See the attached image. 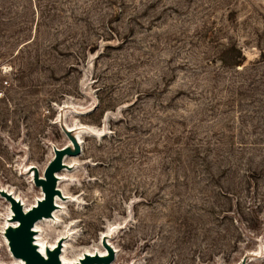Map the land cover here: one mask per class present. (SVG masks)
I'll list each match as a JSON object with an SVG mask.
<instances>
[{"label": "rangeland", "instance_id": "obj_1", "mask_svg": "<svg viewBox=\"0 0 264 264\" xmlns=\"http://www.w3.org/2000/svg\"><path fill=\"white\" fill-rule=\"evenodd\" d=\"M65 124L91 130L47 243L264 264V0H0V187L34 204L25 168L72 146Z\"/></svg>", "mask_w": 264, "mask_h": 264}, {"label": "water", "instance_id": "obj_2", "mask_svg": "<svg viewBox=\"0 0 264 264\" xmlns=\"http://www.w3.org/2000/svg\"><path fill=\"white\" fill-rule=\"evenodd\" d=\"M73 148L74 149L72 150L69 146H65L56 149L54 151L53 159L43 171L44 180H40L38 176L35 177V185L42 184L44 199L31 210L23 212L20 203H18L10 194L4 195V192L0 191V194L2 196L4 195L5 198L11 202V208L14 212L12 219L18 221L15 229H6V235L10 240V249L15 256L23 258L27 264H55L59 260V244L53 251L49 252L48 258H44L36 247L33 246L31 240V227L38 218L47 216L51 213L54 205L53 199L56 194V178L54 177V172L60 171L63 168L62 159L64 155H76L79 153L78 144L73 145ZM112 257L113 252L109 248V254L107 257L85 255L80 264H93L95 262L109 263Z\"/></svg>", "mask_w": 264, "mask_h": 264}, {"label": "bare ground", "instance_id": "obj_3", "mask_svg": "<svg viewBox=\"0 0 264 264\" xmlns=\"http://www.w3.org/2000/svg\"><path fill=\"white\" fill-rule=\"evenodd\" d=\"M67 128L71 132V137H72L71 138L72 146L71 145H67V146H69L72 150L74 149L73 145L79 144V142H80V134L84 133V132H87V131L89 132L91 130V128L89 126L80 125V124L79 125H74V126H67ZM63 147H65V146H63ZM60 148H62V147H60ZM60 148H58L56 146H54L52 148V151H53L52 158L48 161V163L53 159L54 151L56 149H60ZM67 158H68V156L64 155V157L62 159L63 168L70 166L69 165V163H70L69 160H71L72 158L70 157L71 159H69V160ZM48 163L46 164V166L48 165ZM44 169H43V171H44ZM62 169L60 171L54 172V177L56 178V194H55L54 199H53L54 205H53V209H52L51 213L49 215H47V216H42V217L38 218L33 223L32 227H31V240H32L33 246L36 247V249L43 255L44 258H48L49 252L53 251L54 248H56V246L59 244L58 245V248L60 247V252H59V255H58V259L59 260L55 264H80L81 260L84 258L85 255L107 257L108 254H109V248L106 247V246L103 249V252L99 251L98 253H96L94 251V249H92V250L85 249L81 253V255L78 256L77 258L74 257V256H71L70 253L67 252V248L65 247L66 245L65 244L61 245L60 244L62 238H60L59 240L57 239L58 237H62V235L61 236L60 235L57 236L56 239L58 241L55 239L54 241H51L50 243H47L48 241L46 240V233L43 232V230H44L43 229L44 226H42L43 221L50 222V221L56 220V218L58 216L60 217V214L57 211V210L60 209V206H59L60 205V201L59 200H62V199L65 198L63 189H62V187H60L61 185L59 184V186H58V183L62 179L61 176H58V173L61 172ZM25 171H26V173H30L31 172L29 176L32 178L31 180H32V182H34V184H35V177L36 176H38L40 178V180H44L43 171H42V174L40 175V173L37 172L36 167L34 165L26 166ZM37 186L41 189L42 194H41V197H39L37 199V201L34 204H31V205H26L24 200H23V198L20 197V195H18L14 190L10 189L9 187L8 188L7 187H0V191L4 192V195L5 194L6 195L10 194L18 203H20L23 212H27V211L31 210L32 208L36 207L38 205V203L44 199V191H43V188H42V184H38ZM4 198H5V196H4ZM6 200L9 202V205H10V207H9V212L10 213L8 214L9 215L8 218L5 220V225L7 226L6 229L7 228H11L13 230V229L16 228V226L18 224V221L12 219V216L14 215V212H13V210L11 208V202L8 199H6ZM49 225H51V223H49ZM6 229L4 230L3 239H4V245H5L6 251L9 254V256L11 257V261L9 263H4V262L0 261V264H27L26 261L23 258L17 257V256H15L12 253V251L10 249V240H9L8 236L6 235ZM110 234L108 232L107 234H105V235L102 234V235L108 238ZM105 241H106V239L104 238L103 242H105ZM93 264H103V263L95 262Z\"/></svg>", "mask_w": 264, "mask_h": 264}, {"label": "trees", "instance_id": "obj_4", "mask_svg": "<svg viewBox=\"0 0 264 264\" xmlns=\"http://www.w3.org/2000/svg\"><path fill=\"white\" fill-rule=\"evenodd\" d=\"M237 65H240V62H237Z\"/></svg>", "mask_w": 264, "mask_h": 264}, {"label": "built area", "instance_id": "obj_5", "mask_svg": "<svg viewBox=\"0 0 264 264\" xmlns=\"http://www.w3.org/2000/svg\"><path fill=\"white\" fill-rule=\"evenodd\" d=\"M4 83L6 84L7 82H6V81H4Z\"/></svg>", "mask_w": 264, "mask_h": 264}]
</instances>
